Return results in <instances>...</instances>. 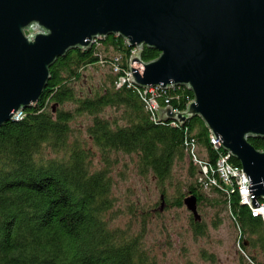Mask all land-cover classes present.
<instances>
[{"label": "trees", "instance_id": "1", "mask_svg": "<svg viewBox=\"0 0 264 264\" xmlns=\"http://www.w3.org/2000/svg\"><path fill=\"white\" fill-rule=\"evenodd\" d=\"M134 49L122 36L108 34L87 49L68 50L50 66L37 102L0 124V264H157L143 228L110 223L115 173L124 172L120 161L154 181L165 202L172 189V205L182 206L192 193L197 210L200 204L226 209L239 233L242 264H264L262 219L219 179L202 183L207 176L191 147L212 167L223 152L210 143L202 119L158 120L146 106L150 92L128 80L117 83L127 75ZM158 54L144 46L140 56L147 61ZM153 95L159 106L177 110L193 98L182 85L155 87ZM249 141L264 150V137ZM146 213L139 211L143 226ZM190 218L194 233L203 234V223Z\"/></svg>", "mask_w": 264, "mask_h": 264}, {"label": "water", "instance_id": "2", "mask_svg": "<svg viewBox=\"0 0 264 264\" xmlns=\"http://www.w3.org/2000/svg\"><path fill=\"white\" fill-rule=\"evenodd\" d=\"M108 34L135 48L131 83L192 92L184 109L158 106V120L199 116L238 160L257 206L264 150L249 138L264 137V0H0V124L37 102L59 56ZM144 46L159 54L143 60ZM183 203L199 220L196 196Z\"/></svg>", "mask_w": 264, "mask_h": 264}, {"label": "rangeland", "instance_id": "3", "mask_svg": "<svg viewBox=\"0 0 264 264\" xmlns=\"http://www.w3.org/2000/svg\"><path fill=\"white\" fill-rule=\"evenodd\" d=\"M121 160L129 161V157L123 156ZM117 167L124 172L123 176L115 173L116 200L108 212L110 223L122 228L129 225L133 231L143 228V241L151 248L157 264H208L211 259L216 264H242L239 233L226 209L200 204L198 221L203 223L205 232L196 235L191 224L192 214L186 206L170 204L174 199L172 189L167 203L160 199L161 192L154 181L136 175L122 161ZM141 210L147 212L144 226L139 216Z\"/></svg>", "mask_w": 264, "mask_h": 264}, {"label": "built area", "instance_id": "4", "mask_svg": "<svg viewBox=\"0 0 264 264\" xmlns=\"http://www.w3.org/2000/svg\"><path fill=\"white\" fill-rule=\"evenodd\" d=\"M129 76H130V71L128 70L126 76L120 75L118 77L117 83L121 84L126 82V80L130 81ZM155 87H159V86L144 87L145 89L143 92L144 94H146V91L151 93L150 96H148L146 99V106L147 108L153 111H156V108L159 106L153 95ZM21 115H22L21 110L17 111L15 114V119L21 117ZM209 141L213 145V147L218 149L219 148L223 149L221 147V141L218 138V136L213 135L210 131H209ZM190 152L193 161L200 166L202 174L204 176H207L206 181H202L204 187H206L208 184H212V183L216 184V182L219 179L224 184L226 191L228 192L236 191L237 194L239 195L240 202L242 204L248 205L251 214L254 216H259L264 224V198H258L256 195V199L259 202V204L257 206L251 207L250 197L247 195L248 178L246 176V173L242 170V167L240 165L235 164L229 160L231 156L228 151L223 149V152L220 153L219 156L216 158L214 167L199 159L194 153L193 146L191 147ZM210 172L211 175H209ZM214 172L216 176H213ZM200 180L202 179L200 178Z\"/></svg>", "mask_w": 264, "mask_h": 264}]
</instances>
